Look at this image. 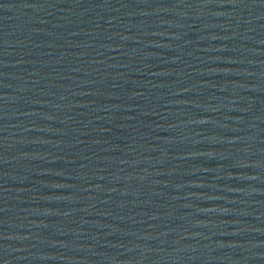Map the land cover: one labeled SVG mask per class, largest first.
<instances>
[{"label": "water", "instance_id": "1", "mask_svg": "<svg viewBox=\"0 0 264 264\" xmlns=\"http://www.w3.org/2000/svg\"><path fill=\"white\" fill-rule=\"evenodd\" d=\"M0 264H264V0H0Z\"/></svg>", "mask_w": 264, "mask_h": 264}]
</instances>
